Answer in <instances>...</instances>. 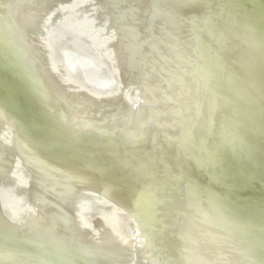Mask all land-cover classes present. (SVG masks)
<instances>
[{"label":"bare ground","instance_id":"bare-ground-1","mask_svg":"<svg viewBox=\"0 0 264 264\" xmlns=\"http://www.w3.org/2000/svg\"><path fill=\"white\" fill-rule=\"evenodd\" d=\"M203 1L0 0V254L264 264V0Z\"/></svg>","mask_w":264,"mask_h":264},{"label":"water","instance_id":"water-1","mask_svg":"<svg viewBox=\"0 0 264 264\" xmlns=\"http://www.w3.org/2000/svg\"><path fill=\"white\" fill-rule=\"evenodd\" d=\"M207 2V0H204L203 3ZM205 4H208V3H205ZM207 8V7H206ZM205 8V11H203V13L199 14L198 15V22L196 23L195 21L193 20H188L187 22H185L186 26L184 27V31L185 33L191 35V41H190V46L192 47V50L189 52V55H188V61H184V62H181L180 65L182 66H185V67H188L190 66L191 62L195 61V60H198L199 58V55H198V52L197 50L194 48L195 47V40H194V36L199 32L201 31V29L203 28L204 26V22L206 21V16L211 13V8ZM179 65L177 63L174 64L172 70L176 69ZM168 77V76H167ZM113 80V79H112ZM13 106V105H12ZM12 108L13 112H15L16 116L19 117L20 120H22L21 122H23V124L25 125L26 129L28 132L29 131V127H28V121H26L25 117L21 114V112L19 111L18 108L16 107H11ZM27 123V124H26ZM3 224H1L2 226V231L5 233V236H7V239L9 241V244L12 246H15V248L17 250H20L23 251L24 250V246H25V242L21 237H17V236H14V234H12L9 230L7 229H11L10 225L8 224H5L3 221H2ZM7 227V228H6ZM12 230V229H11ZM30 257H27V262L29 264H31V259H29ZM15 261L17 260H14V259H10L6 256H4V254H0V264H18V263H15Z\"/></svg>","mask_w":264,"mask_h":264}]
</instances>
